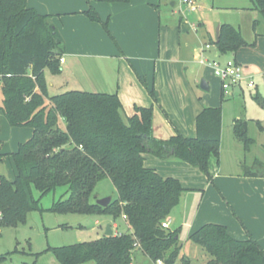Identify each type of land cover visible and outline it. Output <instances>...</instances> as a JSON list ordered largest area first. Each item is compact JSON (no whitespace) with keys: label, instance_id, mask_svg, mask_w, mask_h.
Returning <instances> with one entry per match:
<instances>
[{"label":"trees","instance_id":"obj_1","mask_svg":"<svg viewBox=\"0 0 264 264\" xmlns=\"http://www.w3.org/2000/svg\"><path fill=\"white\" fill-rule=\"evenodd\" d=\"M253 2L261 16L254 21L256 27L264 23V0ZM85 14L108 30V22L93 7ZM51 19L30 8L28 0H0V110L11 126L33 130L32 137L12 154L15 179L0 175V227L24 222L28 213L40 209L42 197L65 188L53 212L106 216L125 223L112 236L54 249L62 264H132L136 249L154 263L191 264L185 259L179 262V231L162 226L189 190L178 179L164 178L148 168L145 155L177 159L208 174L211 156L220 155L221 108L208 107L197 116L195 137L176 131L163 140L154 135L153 108H137L125 118L117 93L71 90L48 95L45 71L59 73L65 53L64 39ZM214 45L225 55L248 43L239 28L223 24ZM256 99L264 108V97ZM234 132L249 153L254 140L247 122L236 121ZM4 156L0 153V162ZM242 173L264 178V161L242 163ZM106 179L115 186L117 198L102 207L95 191ZM189 239L210 256L205 264H264L260 243L251 234L246 239L233 237L225 225L207 224ZM5 259L0 255V264Z\"/></svg>","mask_w":264,"mask_h":264},{"label":"rangeland","instance_id":"obj_2","mask_svg":"<svg viewBox=\"0 0 264 264\" xmlns=\"http://www.w3.org/2000/svg\"><path fill=\"white\" fill-rule=\"evenodd\" d=\"M131 1L149 6L153 13L151 20L161 22L168 31L166 39L168 37L170 47L177 50L179 45H182L187 63L179 77L180 82L167 84L156 78L159 82L155 83L154 80L152 84L151 80L146 82L143 79L144 83H147L146 86L142 83L141 87L133 89V92L127 90L128 113L135 114L136 109L142 107L130 103L134 102V97L136 102L146 98L147 106L153 108L154 135L168 140L176 131L185 136H193L196 132L197 113H200L201 109L220 107L222 110L223 139L220 155L211 156L208 174L180 160L165 162L147 160L149 166L155 165L158 168L162 177L176 178L189 189L172 212L175 219L172 229L179 231V244L182 248L179 262L185 259L191 261V264H205L210 256L200 245L190 241L189 234L197 231L204 225L203 223H232L240 211L245 213L246 225L260 237L264 249V187L255 190L244 188L247 195L239 192L237 200L230 203L228 194L225 195V199L221 194V189L226 187L224 182L222 183L223 179L218 181L216 179L219 168L226 173H237L242 170V163L251 166L255 160L264 161V108L256 99L258 96L264 97V23L261 22L254 27V21L261 19V16L254 10L253 0H197L198 10L195 12H191L182 0ZM203 21L228 22L240 29L248 45L219 58L223 61H238L249 78L248 82L253 83V88H248V82H244L242 88L235 89L233 96L222 97L220 80L212 70L200 65L195 58L197 55L195 50L200 52L209 43L204 44L202 31L199 29V23ZM179 29L183 31L180 38ZM217 52L213 43L211 53L205 56L211 58L217 55ZM44 79L50 96L78 90L68 84L71 81L65 73L54 74L46 70ZM204 79L209 83V91L201 88ZM2 102L0 84V108ZM238 120L247 122L248 134L254 140L249 153H246L244 145L236 138L234 125ZM260 124L263 125V129L260 128ZM32 134L33 130L30 127L11 126L0 110V143L3 145L5 155L4 160L0 162V175L11 181L15 179L17 167L12 154L18 150L20 144L28 141ZM223 175L222 173L221 178ZM65 191V188H59L42 197L40 209L28 213L24 222L16 226L0 227V255L6 256L1 264H62L54 254V249L96 241L104 236L107 225L112 222L109 217L52 211L54 203L61 199ZM34 195L39 198L37 191H34ZM95 196L97 199L117 198V191L111 180L106 179L99 183ZM97 221L100 225L96 224ZM246 238L245 236L243 239ZM132 264L155 263L142 251L135 250Z\"/></svg>","mask_w":264,"mask_h":264},{"label":"crops","instance_id":"obj_3","mask_svg":"<svg viewBox=\"0 0 264 264\" xmlns=\"http://www.w3.org/2000/svg\"><path fill=\"white\" fill-rule=\"evenodd\" d=\"M28 5L30 8L35 9L39 15L51 16L53 25L63 37L65 62L61 63L60 72L65 73V76L71 81L68 84L80 91L117 93L123 105L125 118L134 115L127 111V106H129L126 101L128 100L127 90L130 89L133 92L141 87L142 83L145 84L143 79L146 82L151 80L152 84H154V80L155 83L161 81L167 84L181 81L179 77L183 69L186 68L187 63L186 53H184L181 44L177 50L169 46L168 37L166 39L168 31L161 22L151 20L153 13L150 11L149 6L144 3L135 1L109 3L101 0H28ZM91 7L98 12L103 22H108V30L101 22H94L85 14ZM199 24L204 44L207 42L213 44L220 34L221 26L230 23L203 21ZM179 32L178 37L180 38L183 31L179 29ZM187 34H189L188 31ZM185 46L188 47L187 44ZM211 51L205 54L211 53ZM195 53L198 55L197 50H195ZM219 55V52H217V55H213V57H219ZM133 101V103H130L134 106L139 105L149 108L146 98L143 101L136 102V97H134ZM204 109H201L200 113ZM195 136L196 132L193 136L185 137ZM0 144V153L3 154V145ZM154 159L158 162L163 161L146 154L145 165L158 172L155 165L149 166L147 164V160ZM175 160L177 159L167 161ZM222 173L224 174L223 178H221ZM216 179L217 181L223 179L222 183L224 182L223 184L226 187L221 189V194L224 199L225 195L228 194L231 200L230 203L237 200L239 192L245 194V196L247 195V192L245 193V190H243L244 188L248 187L250 190H255L261 186L264 187V178L245 177L242 170L237 173H226V171H222V168H219ZM239 213L232 223L220 225H225L231 235L237 239H243L251 234L261 245L260 237H257L254 231L246 225L244 221L245 213L243 211ZM247 216H250V214H247ZM169 219V228L175 231L172 229L175 222L172 213ZM245 219H247L246 216ZM124 223V220L110 222L113 234H117V231L124 227ZM96 224L100 225V222L97 221ZM203 224L202 227L215 223L207 222ZM202 227H199L198 230ZM192 233L189 234V237Z\"/></svg>","mask_w":264,"mask_h":264},{"label":"built area","instance_id":"obj_4","mask_svg":"<svg viewBox=\"0 0 264 264\" xmlns=\"http://www.w3.org/2000/svg\"><path fill=\"white\" fill-rule=\"evenodd\" d=\"M183 4H186L191 12L198 10L197 0H182ZM213 49V44L208 43L205 47L198 52L197 61L212 70L214 75L220 80L223 95L233 96L236 88H242L244 82H248L249 78L245 75L243 67L236 60L223 61L219 57H206L205 53ZM65 59H61V63H64ZM248 88H253V83L248 82ZM170 221H166L162 224L164 228H169ZM155 264H164L159 260Z\"/></svg>","mask_w":264,"mask_h":264},{"label":"water","instance_id":"obj_5","mask_svg":"<svg viewBox=\"0 0 264 264\" xmlns=\"http://www.w3.org/2000/svg\"><path fill=\"white\" fill-rule=\"evenodd\" d=\"M201 88L205 91H209L210 90V86L209 84L204 80H202L201 82ZM97 197V196H96ZM112 201V197H105V198H101V199H97V204H99L102 207H107ZM106 236H112L113 235V230L111 228V225L109 224L106 228Z\"/></svg>","mask_w":264,"mask_h":264}]
</instances>
